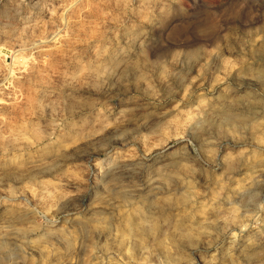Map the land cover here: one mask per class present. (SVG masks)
<instances>
[{
	"label": "rangeland",
	"instance_id": "rangeland-1",
	"mask_svg": "<svg viewBox=\"0 0 264 264\" xmlns=\"http://www.w3.org/2000/svg\"><path fill=\"white\" fill-rule=\"evenodd\" d=\"M0 264H264V0H0Z\"/></svg>",
	"mask_w": 264,
	"mask_h": 264
},
{
	"label": "bare ground",
	"instance_id": "bare-ground-1",
	"mask_svg": "<svg viewBox=\"0 0 264 264\" xmlns=\"http://www.w3.org/2000/svg\"><path fill=\"white\" fill-rule=\"evenodd\" d=\"M13 4H14V3H13ZM21 34H22V33H21ZM29 43H30V42H29ZM29 43H28V44H29ZM21 45H22V44H21ZM4 55H5V54H4ZM24 62H25V61H24Z\"/></svg>",
	"mask_w": 264,
	"mask_h": 264
}]
</instances>
